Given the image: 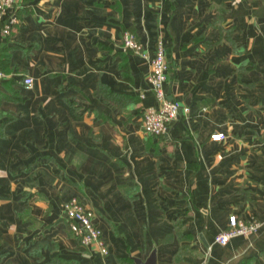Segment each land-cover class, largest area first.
<instances>
[{
    "label": "crops",
    "instance_id": "0c3cea01",
    "mask_svg": "<svg viewBox=\"0 0 264 264\" xmlns=\"http://www.w3.org/2000/svg\"><path fill=\"white\" fill-rule=\"evenodd\" d=\"M12 17L0 264H264V0H17ZM125 31L146 56L122 48ZM158 40L166 96L188 110L150 135ZM110 92L131 100L115 107ZM71 198L93 212L106 255L69 229ZM231 214L261 226L215 244Z\"/></svg>",
    "mask_w": 264,
    "mask_h": 264
},
{
    "label": "built area",
    "instance_id": "2783aa9c",
    "mask_svg": "<svg viewBox=\"0 0 264 264\" xmlns=\"http://www.w3.org/2000/svg\"><path fill=\"white\" fill-rule=\"evenodd\" d=\"M17 0H0V33L7 35L10 32L11 24L16 23V18L3 23L4 13L15 7ZM123 49L137 55L146 56L141 43L136 39L134 33L125 31L121 38ZM168 69L165 47L161 40H158L150 60V71L147 75V83L155 97V105L146 107L141 116V127L146 134L162 135L167 132L170 123L175 120L180 111H187L188 108L176 101L167 99L164 83L166 82ZM5 77L0 70V80ZM31 77H25L23 84L30 86ZM264 140V130L261 133ZM212 141H221L226 135L224 132L215 131L210 134ZM62 214L68 221L71 232L85 245H95L102 255L108 252L107 244L102 237L101 229L94 222L93 212L85 208L76 198H71L62 205ZM260 223L256 220L243 221L231 214L228 216L227 227L218 232L214 237V243L226 245L232 238L237 236H248L258 231Z\"/></svg>",
    "mask_w": 264,
    "mask_h": 264
},
{
    "label": "trees",
    "instance_id": "16d2710c",
    "mask_svg": "<svg viewBox=\"0 0 264 264\" xmlns=\"http://www.w3.org/2000/svg\"><path fill=\"white\" fill-rule=\"evenodd\" d=\"M10 58L8 56L7 51L2 48L0 49V70L2 72H8V64H9ZM5 74V73H4ZM106 99L115 107H119L120 105H123L127 100H131V97L125 96V95H120L117 93H108L106 96ZM252 258H247L244 259L240 262V264H249ZM74 262L71 263H63V264H73Z\"/></svg>",
    "mask_w": 264,
    "mask_h": 264
},
{
    "label": "water",
    "instance_id": "95a60500",
    "mask_svg": "<svg viewBox=\"0 0 264 264\" xmlns=\"http://www.w3.org/2000/svg\"><path fill=\"white\" fill-rule=\"evenodd\" d=\"M166 57H167V59H166L167 65L170 66L171 65V62H170V59H169V55H167ZM167 99L168 100H171V101L173 100L172 97H167ZM180 113H181V111H180ZM138 263L141 264L140 261ZM153 263H154V255L152 254L150 256V258L147 260V263L146 264H153Z\"/></svg>",
    "mask_w": 264,
    "mask_h": 264
},
{
    "label": "rangeland",
    "instance_id": "374dc122",
    "mask_svg": "<svg viewBox=\"0 0 264 264\" xmlns=\"http://www.w3.org/2000/svg\"><path fill=\"white\" fill-rule=\"evenodd\" d=\"M260 226H261V224H260ZM248 236H250V235H248ZM238 237V236H237ZM243 237H247V236H243ZM235 238V237H234Z\"/></svg>",
    "mask_w": 264,
    "mask_h": 264
}]
</instances>
